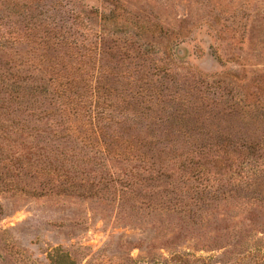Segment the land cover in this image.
I'll return each instance as SVG.
<instances>
[{
  "label": "rangeland",
  "instance_id": "1",
  "mask_svg": "<svg viewBox=\"0 0 264 264\" xmlns=\"http://www.w3.org/2000/svg\"><path fill=\"white\" fill-rule=\"evenodd\" d=\"M72 42L85 58L73 59L69 76L71 67L55 62L54 70L52 61ZM89 54L96 60L91 70ZM4 64L33 72L34 85L79 81L70 97L83 107L93 97L120 105L95 109L105 133L119 131L117 115L139 128L161 119L157 130L190 133L171 145H225L245 152L247 162L264 163V0H0ZM136 101L142 111L132 108ZM183 102L204 113L189 126L163 121ZM130 168L106 163L120 177ZM79 169L91 179L101 171ZM0 179V264H55V254L74 264H264V207L190 205L166 216L150 213L145 197L125 203L109 192H46L56 184L44 179ZM256 197L264 198L262 187Z\"/></svg>",
  "mask_w": 264,
  "mask_h": 264
},
{
  "label": "trees",
  "instance_id": "2",
  "mask_svg": "<svg viewBox=\"0 0 264 264\" xmlns=\"http://www.w3.org/2000/svg\"><path fill=\"white\" fill-rule=\"evenodd\" d=\"M68 35L71 37L73 32ZM70 45L71 51L62 52L60 56L58 53L52 61L54 70L57 66L55 62L59 67L62 65L61 68L68 69L73 59L85 58L77 53L76 42ZM95 64L93 55H87L88 70ZM71 70L72 67L64 73L70 76ZM32 74L19 67L5 64L0 67L1 177L14 174L16 178L21 175L54 181L56 185L44 186L46 192L82 191L83 195L90 197L109 192L116 195L119 201L127 199L125 203L133 198L145 197L149 200L150 213L164 212L166 216L172 211L179 215L190 205L196 211H200L203 205L208 209L234 203L264 207V198L260 200L256 197L261 187L264 190L261 185L264 163L247 162L245 152L229 150L225 145H199L188 149L176 147L177 144L171 145L170 142L176 143L189 136V132L157 130L161 119L149 121V126L139 128L140 122L134 123L136 121L129 120L128 116L117 115L113 123L117 124L119 131L105 133L97 128L101 114L95 109L103 105L116 108L120 105L93 97L83 107L85 104L80 99L70 97L76 96L77 89L82 87L79 81L69 79L52 85L41 80L40 84L34 85ZM97 83V89H104V83ZM84 86L95 94L91 85ZM140 104L136 101L132 108L142 111ZM178 104L181 110L171 109V115L163 121L170 118L175 124L189 126L199 119L197 112L204 113L200 104L193 107L189 102ZM127 106L130 104L127 103ZM259 149L264 157V149L258 146ZM229 161L237 165L233 167ZM112 162L125 163L131 168L121 177L116 176L106 169V163ZM89 166L101 169L97 179H91L86 170L79 169ZM191 182H197V186H191ZM185 183L190 185L187 200L184 198ZM141 193L144 195L141 196ZM184 200L190 203H183ZM212 210L211 213H214L215 209ZM49 258L55 264H74L67 255L55 254V257L50 255ZM170 261L175 263L176 257L173 256Z\"/></svg>",
  "mask_w": 264,
  "mask_h": 264
}]
</instances>
